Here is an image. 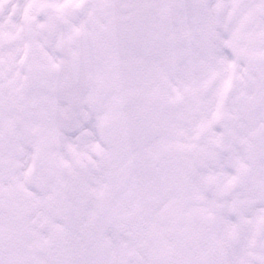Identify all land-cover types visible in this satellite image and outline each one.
Listing matches in <instances>:
<instances>
[{"label": "snow or ice", "instance_id": "snow-or-ice-1", "mask_svg": "<svg viewBox=\"0 0 264 264\" xmlns=\"http://www.w3.org/2000/svg\"><path fill=\"white\" fill-rule=\"evenodd\" d=\"M0 264H264V0H0Z\"/></svg>", "mask_w": 264, "mask_h": 264}]
</instances>
